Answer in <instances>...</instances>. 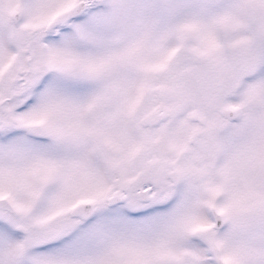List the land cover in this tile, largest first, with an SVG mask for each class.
<instances>
[{
  "label": "snow or ice",
  "instance_id": "obj_1",
  "mask_svg": "<svg viewBox=\"0 0 264 264\" xmlns=\"http://www.w3.org/2000/svg\"><path fill=\"white\" fill-rule=\"evenodd\" d=\"M0 264H264V0H0Z\"/></svg>",
  "mask_w": 264,
  "mask_h": 264
}]
</instances>
